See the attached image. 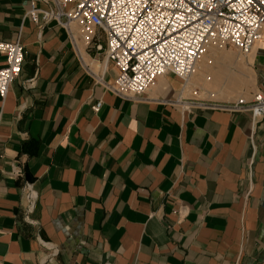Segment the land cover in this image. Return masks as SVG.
I'll return each mask as SVG.
<instances>
[{
    "label": "crops",
    "instance_id": "crops-1",
    "mask_svg": "<svg viewBox=\"0 0 264 264\" xmlns=\"http://www.w3.org/2000/svg\"><path fill=\"white\" fill-rule=\"evenodd\" d=\"M29 2L0 0V42L24 48L0 98V264H264V117L210 108L264 94V30L133 101L76 25L41 28Z\"/></svg>",
    "mask_w": 264,
    "mask_h": 264
},
{
    "label": "built area",
    "instance_id": "built-area-1",
    "mask_svg": "<svg viewBox=\"0 0 264 264\" xmlns=\"http://www.w3.org/2000/svg\"><path fill=\"white\" fill-rule=\"evenodd\" d=\"M26 17L41 28L55 22L69 34L76 25L85 47L103 52L118 72L108 90L136 101L167 74L187 85L212 50L231 47L240 55L250 54L263 37L264 0H30ZM0 52L5 57L0 69L4 100L21 74L24 48L18 41L0 42ZM102 74H95L98 83ZM24 86L32 87L33 80ZM166 104L192 106L182 97ZM101 106L99 102L92 109L98 113ZM210 108L249 113L257 123L264 117V94ZM27 197L35 198L31 193Z\"/></svg>",
    "mask_w": 264,
    "mask_h": 264
},
{
    "label": "rangeland",
    "instance_id": "rangeland-1",
    "mask_svg": "<svg viewBox=\"0 0 264 264\" xmlns=\"http://www.w3.org/2000/svg\"><path fill=\"white\" fill-rule=\"evenodd\" d=\"M219 50H220V51H215V50H213L212 53H214V54H215V53H216V54H217V53H218V54H223V53L226 52V51H225V48H224V49H219ZM223 50H224V51H223Z\"/></svg>",
    "mask_w": 264,
    "mask_h": 264
}]
</instances>
